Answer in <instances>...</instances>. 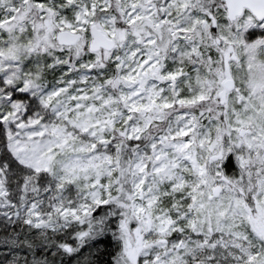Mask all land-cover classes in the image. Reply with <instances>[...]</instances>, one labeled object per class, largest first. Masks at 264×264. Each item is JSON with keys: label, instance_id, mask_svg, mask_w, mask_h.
I'll list each match as a JSON object with an SVG mask.
<instances>
[{"label": "snow or ice", "instance_id": "6c2138e0", "mask_svg": "<svg viewBox=\"0 0 264 264\" xmlns=\"http://www.w3.org/2000/svg\"><path fill=\"white\" fill-rule=\"evenodd\" d=\"M106 240L264 264V0H0V264Z\"/></svg>", "mask_w": 264, "mask_h": 264}, {"label": "trees", "instance_id": "16d2710c", "mask_svg": "<svg viewBox=\"0 0 264 264\" xmlns=\"http://www.w3.org/2000/svg\"><path fill=\"white\" fill-rule=\"evenodd\" d=\"M99 251L95 253L94 258L98 260V264H110L111 257L115 253L114 245L110 240L101 242L98 246Z\"/></svg>", "mask_w": 264, "mask_h": 264}, {"label": "rangeland", "instance_id": "374dc122", "mask_svg": "<svg viewBox=\"0 0 264 264\" xmlns=\"http://www.w3.org/2000/svg\"><path fill=\"white\" fill-rule=\"evenodd\" d=\"M49 79H51V77H49ZM87 252H88V249L85 248V249H84V253H87ZM69 264H71V261H69Z\"/></svg>", "mask_w": 264, "mask_h": 264}]
</instances>
